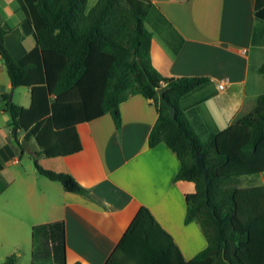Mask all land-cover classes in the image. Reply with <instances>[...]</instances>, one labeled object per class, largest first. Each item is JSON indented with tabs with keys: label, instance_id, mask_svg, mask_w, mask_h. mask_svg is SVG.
Returning a JSON list of instances; mask_svg holds the SVG:
<instances>
[{
	"label": "trees",
	"instance_id": "16d2710c",
	"mask_svg": "<svg viewBox=\"0 0 264 264\" xmlns=\"http://www.w3.org/2000/svg\"><path fill=\"white\" fill-rule=\"evenodd\" d=\"M34 27L36 45L16 58L5 42L9 28L0 25V55L14 87L28 86L29 106L9 100L11 130L34 139L29 152L37 171L68 191L89 194L71 173L44 167L41 156L68 154L82 148L77 125L107 112L116 127L121 103L134 94L150 98L158 118L149 144L164 141L181 161L177 179L192 180L186 196V221L195 220L207 245L184 259L171 235L150 209L141 206L105 264H264V183L244 184L243 177L264 173V93L252 110L226 128L201 139L181 106V98L209 76H166L152 61V31L146 17L152 0H19ZM264 19V0H255ZM259 71L264 74V62ZM164 97L174 106L171 116ZM204 153L208 177L196 163ZM64 219L32 227V260L23 264H82L67 261ZM17 253L0 264H15Z\"/></svg>",
	"mask_w": 264,
	"mask_h": 264
},
{
	"label": "crops",
	"instance_id": "0c3cea01",
	"mask_svg": "<svg viewBox=\"0 0 264 264\" xmlns=\"http://www.w3.org/2000/svg\"><path fill=\"white\" fill-rule=\"evenodd\" d=\"M97 1L87 0V10ZM152 1L145 23L153 34L156 68L166 76L210 78L181 98L196 132L207 139L250 112L264 93L259 71L264 19L256 15L255 0ZM0 25L9 28L5 42L16 58L36 45L34 27L19 0H0ZM11 92L9 100L30 105V87L12 85L0 55V118L14 137L0 139V262L13 252L17 260L27 247L31 260L33 225L64 219L68 263L105 264L141 206L150 209L184 259L206 247L198 222L186 221V196L196 191L195 182L176 178L181 161L164 141L149 144L158 118L150 98L134 94L124 100L120 128L109 112L80 122V150L39 157L44 167L69 172L89 188V194H82L46 176L36 184L25 168L10 169L24 153L6 111L5 96ZM28 141L37 147L34 139Z\"/></svg>",
	"mask_w": 264,
	"mask_h": 264
},
{
	"label": "rangeland",
	"instance_id": "374dc122",
	"mask_svg": "<svg viewBox=\"0 0 264 264\" xmlns=\"http://www.w3.org/2000/svg\"><path fill=\"white\" fill-rule=\"evenodd\" d=\"M2 122H3V120H2V118H0V124L2 126L1 132H0V139L2 137H6L7 136L9 139H12L13 140L14 139L13 135L8 133L7 127L6 126H3ZM21 134H22V131H19L18 136L20 137ZM21 143H23V139L21 140ZM28 144H29V150H30L31 144L29 143V141H28ZM34 144L36 145V141L35 140H34ZM29 150L28 151L25 150L24 153L20 154V156H19V160L20 161H19L18 164L10 163L9 167H10V169L19 168V167H22L23 169L25 168L26 171L29 172V174L35 175V178L31 177V179L33 181H35L36 184H40V180L46 179V177L43 176V175H41L37 171H35V163H34L33 158L30 155ZM26 175H28V174H26ZM9 179L10 178H8V180ZM243 182H244V184H259V183H264V173L255 174V175H251V176H244L243 177ZM28 248L29 247H27L25 249V251L22 252V255L19 258H17V260L15 262L16 264H22V263H26V262H29V261L32 260V259L30 260L31 257H30L29 249Z\"/></svg>",
	"mask_w": 264,
	"mask_h": 264
},
{
	"label": "water",
	"instance_id": "95a60500",
	"mask_svg": "<svg viewBox=\"0 0 264 264\" xmlns=\"http://www.w3.org/2000/svg\"><path fill=\"white\" fill-rule=\"evenodd\" d=\"M160 93H161L162 98H164V101L167 103V105L169 107V111H170L171 116H175L176 110H175L174 106L164 97V91L162 89H160ZM12 95H13V92H11L10 98H12ZM22 146H23L24 150H27V151L29 150V144H28L27 139H23ZM196 163H197L198 167H200L204 171L205 181H206L205 191L208 192L209 183H210L211 179L208 177L207 166H206L205 161H204V153L203 152H197L196 153Z\"/></svg>",
	"mask_w": 264,
	"mask_h": 264
},
{
	"label": "built area",
	"instance_id": "2783aa9c",
	"mask_svg": "<svg viewBox=\"0 0 264 264\" xmlns=\"http://www.w3.org/2000/svg\"><path fill=\"white\" fill-rule=\"evenodd\" d=\"M219 87H220V88H224V87H225V83H224V81H221V82L219 83Z\"/></svg>",
	"mask_w": 264,
	"mask_h": 264
}]
</instances>
